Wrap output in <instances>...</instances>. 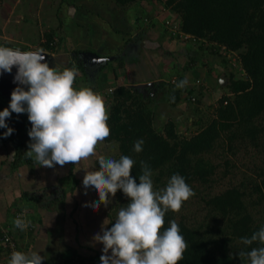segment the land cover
Instances as JSON below:
<instances>
[{"label":"trees","instance_id":"obj_1","mask_svg":"<svg viewBox=\"0 0 264 264\" xmlns=\"http://www.w3.org/2000/svg\"><path fill=\"white\" fill-rule=\"evenodd\" d=\"M112 1L123 9L139 0ZM148 1L161 3L165 21L170 23L164 22V29L172 37L187 36L186 41L219 60L225 69L226 93L218 98L211 119L205 123L200 118L190 120L198 128L186 137L174 121L154 125L155 96L144 98L130 87H117L110 94L115 105L108 120L110 139L120 143L116 159L125 155L135 161L132 176L137 183L144 162L152 171L154 190L164 189L171 176L179 174L195 192L179 212L169 211L165 216V228L175 220L187 243L179 264H250L239 253L264 246L241 243L242 238H250L264 227V0ZM141 18L140 24L149 20L146 15ZM174 20L178 33L169 29ZM53 35L47 34L46 42L38 48L56 51ZM232 55L237 65L231 63ZM66 68L86 74L81 59ZM172 80L155 83L162 91L161 101L176 106L183 100L191 104L201 100L199 86L178 88L177 84L186 79L180 76ZM139 140L144 142L143 150L137 153L134 145ZM26 151L28 144L18 149L13 168L21 160L33 162L26 158ZM73 177L76 189L79 178ZM27 194L36 201L42 199L39 193ZM128 203L127 197L118 202V212ZM118 212L111 213L114 222ZM3 236L1 232L0 243ZM100 256L92 260L94 264H99ZM81 263L89 264L86 259Z\"/></svg>","mask_w":264,"mask_h":264},{"label":"crops","instance_id":"obj_2","mask_svg":"<svg viewBox=\"0 0 264 264\" xmlns=\"http://www.w3.org/2000/svg\"><path fill=\"white\" fill-rule=\"evenodd\" d=\"M147 4L159 10L155 2L148 1ZM143 8L140 7V0L123 9L112 0H0V45L7 44L22 51L35 50L46 42L47 34L54 33L52 41L56 51L44 52L52 57V67L61 71L80 59L79 52L90 51L103 58H111L105 66L96 64L93 73L86 67V74H81L80 81L74 85L79 90L80 82L82 86L85 84V87L101 94L107 109L110 104L108 90L121 86L152 83V88L146 89L147 96L143 95L144 98L153 97L159 91L155 83L180 76L186 79L188 87L197 86L196 81H200V92L202 88L213 91L216 85L220 86L218 79L224 77V67L220 63H217V68L205 66L204 60L208 56L204 51L196 44L181 41L165 31L162 21L167 18L165 13L160 18H154L152 14L143 12ZM140 12L149 17V20L144 19L143 24H140ZM151 21L152 25L149 24ZM147 25L150 26L146 29ZM143 30L144 33L140 34ZM210 95L209 92L207 97L210 98ZM0 102L5 105L1 97ZM26 115H23L25 119ZM9 119L6 123L12 128V120L17 118L11 115ZM19 130H22L23 136L16 131L17 136L5 138L7 129L0 132V233L2 229L9 230L22 252H40L47 264H82V259L94 264L92 260L103 254V245L93 238L101 233L105 219L109 218L114 223L109 212L111 203L107 207L101 204L97 210L83 204L91 202L92 205L99 199L92 189L85 194L83 177L77 172L82 171L86 162L76 167L66 164L47 168L40 167L33 159L30 164L21 160L19 166L13 168L18 149L31 142L29 129L19 126ZM30 165L37 166L36 177L30 175ZM73 176L79 178L76 189ZM27 193H39L42 199L36 201ZM112 198L109 197L110 200ZM39 206L46 207L48 211ZM20 210L24 211L29 222L23 231L14 226L16 213ZM51 229L55 232H50ZM80 230L82 236L79 235ZM54 235L62 240L56 242ZM48 244H51L49 249L52 250L46 252ZM0 247V264H8L10 256L2 242ZM98 262L101 264L100 259Z\"/></svg>","mask_w":264,"mask_h":264},{"label":"clouds","instance_id":"obj_3","mask_svg":"<svg viewBox=\"0 0 264 264\" xmlns=\"http://www.w3.org/2000/svg\"><path fill=\"white\" fill-rule=\"evenodd\" d=\"M46 57L42 48L22 51L0 46V75L11 74L15 67L14 83L21 85L12 92L9 107L0 111V128L7 129L4 137L14 132L6 123L12 113H27L32 127L26 158L34 159L40 167L53 168L78 166L95 157L98 169L85 165L83 170L85 194L92 189L99 197L91 207H107L112 202L109 197H115L118 191L129 198L130 203L120 207L116 221L105 219L101 233L93 238L103 245L101 264H179L187 243L175 220L165 228V216L169 211L179 212L195 192L179 174L171 176L164 189L154 190L152 171L144 162L137 183L132 176L135 161L131 157L115 159L104 155L102 149L98 151L100 142L110 138L103 96L91 87L77 90L74 83L78 70L50 67ZM186 83L181 81L177 87L183 88ZM143 143H135L137 153L143 150ZM14 226L23 231L29 225L17 217ZM254 242L264 245V227L241 240L244 245ZM239 256L247 257L250 264H264V246L241 251ZM44 260L35 250L14 251L8 264H44Z\"/></svg>","mask_w":264,"mask_h":264},{"label":"rangeland","instance_id":"obj_4","mask_svg":"<svg viewBox=\"0 0 264 264\" xmlns=\"http://www.w3.org/2000/svg\"><path fill=\"white\" fill-rule=\"evenodd\" d=\"M148 0H140V7H144L143 9V12H146V13H150L153 15L154 18H160L162 17L163 15V11L164 8L163 6L161 5V3H157L155 2V5H157V7H159V10H157V8H151L150 7V4H147ZM154 5V7H155ZM146 10V11H145ZM144 15H146L145 13H142L140 12V18L143 17ZM165 17V16H164ZM167 17V16H166ZM167 18H164L162 21L166 22ZM156 21H159V20H156ZM175 21V20H174ZM163 22V23H164ZM177 21L175 22H172L173 23V29H174V26L177 25L176 23ZM145 23V22H144ZM177 27V26H176ZM170 29V27H169ZM148 33V32H147ZM171 34V33H170ZM172 36V34H171ZM188 38V37H187ZM187 38L185 39L184 37L181 38L182 40L181 41H186ZM179 39V38H178ZM31 46V45H30ZM32 49L33 46L31 47ZM207 57V56H206ZM208 60L207 63H204V65L206 64L207 67L209 68L210 66L213 67V68H217L218 65L217 63L219 62V60L217 59H214V58H207L206 60H204V62H206ZM213 61H216V62H213ZM231 63H234L235 65H237V63L235 62V56L232 55L231 56ZM204 65H202V67H205ZM86 67L89 68L90 70V73H93L95 71V67H97L96 64H93L92 62L85 65ZM54 67V66H53ZM206 68V67H205ZM234 69H237V67H233ZM81 74H79L77 77H76V80L78 82V80L80 81L81 79ZM85 80H87L85 78ZM147 83V82H146ZM226 82L223 84V85H220V86H217L213 88V91L212 89H207V91L210 92V98L207 97V95H209V92H207L205 90V88H202V98L200 101H196V102H193L192 104L187 102L186 100H183V101H180L176 106H170L167 102L165 101H161L160 98L162 97V91H158L156 92L155 94V97L158 101V104L154 110V112L156 113V118H155V121H154V125L157 127L160 125L163 126L165 124L166 121L168 120H171V121H174L176 122L177 124V129L179 132H182L184 133V135L186 137L190 136L193 134L194 131H196V129L198 127L192 125L190 123V120L193 118L195 120L197 119H201L202 123H205V121L211 119L213 117V107L215 106L218 98H220L222 95H224L226 93L225 90H223V87H225L226 85ZM87 85V84H86ZM137 85V84H134V86ZM196 85V84H195ZM131 86L133 85H130V88ZM85 87V84L82 86L79 82V88H83ZM196 88V87H195ZM215 90V92H214ZM110 91V89L108 90V92ZM207 92V95L205 92ZM212 91V92H211ZM110 95V94H109ZM147 96V95H146ZM110 104H111V100H110V96H109V101ZM109 104V108H108V113L109 115L112 113L113 111V107L115 105V102H113L111 105ZM128 105V103H127ZM4 104H2L0 102V111H3L5 109V106ZM24 115V114H23ZM27 118V117H26ZM7 120H10V119H7ZM24 119H21V118H17V120H12V122H14V124H11L12 125V129H14V132H13V136H17L16 134V131H18V135L20 136H23V133H22V130H19V126L22 127L23 129H31V127L29 128L27 126V124L23 123ZM4 132L5 131V128H0V132ZM26 135V134H25ZM21 140L23 138H20ZM31 143V142H30ZM102 149L103 150V154L106 155V156H110L112 158H117L119 155H120V143L116 140H113V139H110L108 141H101L100 144L98 145V151ZM85 165H88V166H94L95 168L98 169V162H96V159L95 157H91ZM70 167V166H69ZM76 167V166H75ZM28 169L30 170V175L31 176H37V173L38 171L35 170L37 169V166H34V165H30L28 167ZM85 169V166H83L81 168L82 171H77V172H80L81 173V176L84 178V175H85V172L83 171ZM18 173V172H17ZM78 175V173L76 174ZM49 176V174L47 175ZM19 178V177H18ZM17 178V179H18ZM16 179V180H17ZM22 184V183H21ZM61 189V188H60ZM47 191H50L47 189ZM126 199V196L124 195V193L122 191H118L116 196L112 198V202L110 204V211L109 212H118V209L116 208V206L118 205V202H122ZM61 202V201H60ZM84 205L87 204L86 206L89 205L88 208H91V202L90 203H83ZM20 205V202L19 204ZM26 205V204H25ZM74 205V204H73ZM116 205V206H115ZM59 206V205H58ZM27 207V206H26ZM40 208H45L47 209L46 207H43V206H39ZM44 211V210H42ZM46 211V210H45ZM48 211V209H47ZM58 212H62V210H57ZM62 228V226L60 227V229ZM55 232L54 229H51L50 232ZM57 235V234H56ZM56 235H54V239L56 242H59V240H62L61 237H57ZM79 235L82 236L81 234V230L79 231ZM49 247H51V244H48L47 245V251L46 252H49V250H52L51 248L49 249ZM49 249V250H48ZM45 252V254H46ZM102 253V251H101Z\"/></svg>","mask_w":264,"mask_h":264},{"label":"water","instance_id":"obj_5","mask_svg":"<svg viewBox=\"0 0 264 264\" xmlns=\"http://www.w3.org/2000/svg\"><path fill=\"white\" fill-rule=\"evenodd\" d=\"M44 53L47 55L46 62L49 64L50 67H52V57L48 53L46 52ZM79 56H81L80 59L84 66L86 64L88 66V64L91 62L93 64H106L111 59V58H103L98 54L92 53L90 51L82 52L80 53ZM16 74H17V69L14 67L11 74L5 72L3 75H0V97L5 101V105H4L5 108H8L10 105L12 92L15 90L16 87L21 86L17 83H14V78ZM218 82L220 85H223L226 82V79L223 76H221L218 79ZM152 86H153L152 83H144V84H137L135 86L133 85L131 86V89L137 90L139 93L146 95L147 94L146 89L150 87L152 88ZM25 90H27V88H25ZM23 114H27V113H23ZM23 114L18 115L16 113H12V115L13 116L15 115L16 118L24 119L23 123L24 124L26 123L29 128L32 127L31 123L28 120V115H26L27 118L25 119ZM44 264L47 263L44 262Z\"/></svg>","mask_w":264,"mask_h":264},{"label":"built area","instance_id":"obj_6","mask_svg":"<svg viewBox=\"0 0 264 264\" xmlns=\"http://www.w3.org/2000/svg\"><path fill=\"white\" fill-rule=\"evenodd\" d=\"M167 25H170L169 21H166L165 22ZM177 25L174 26V29H173V23H172V26H170V30L175 33L177 32L178 33V30H177ZM180 38H187V36H183L182 34H180L179 36ZM172 83L174 82V80L171 81ZM196 85L199 86L200 85V81H196ZM113 90H110L109 93L111 94ZM192 102L195 100L194 98H191ZM17 217H20L22 218L23 220H25L26 222L28 221L27 218H26V215L24 213V211H18L16 213V218ZM15 218V219H16ZM29 223V222H27ZM4 236L2 237V244H3V248L4 250L6 251V253L11 256V253L14 252V251H21L18 247H17V242H16V239L14 237V235H12L11 233H9V230H3L1 231Z\"/></svg>","mask_w":264,"mask_h":264}]
</instances>
